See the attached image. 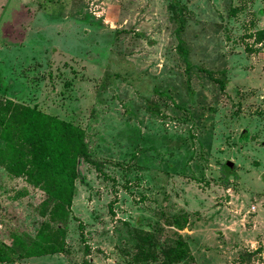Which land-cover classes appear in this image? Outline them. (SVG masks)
<instances>
[{"label": "rangeland", "instance_id": "rangeland-1", "mask_svg": "<svg viewBox=\"0 0 264 264\" xmlns=\"http://www.w3.org/2000/svg\"><path fill=\"white\" fill-rule=\"evenodd\" d=\"M3 7L0 99L79 125L89 156L65 211L0 138V242L58 247L0 264H162L178 241L172 264H264V0Z\"/></svg>", "mask_w": 264, "mask_h": 264}, {"label": "trees", "instance_id": "trees-1", "mask_svg": "<svg viewBox=\"0 0 264 264\" xmlns=\"http://www.w3.org/2000/svg\"><path fill=\"white\" fill-rule=\"evenodd\" d=\"M172 6L173 16L181 22L178 31H182L184 19L177 7L174 4ZM183 53L187 56L186 50ZM0 125V138L10 154V170L17 175L28 174L34 178V182L56 199L57 208L69 211L75 192V180L79 174V158L89 156L85 130L72 121L12 99H0ZM183 246L182 241H178L177 244L162 248V264L183 260ZM57 251L58 247L53 244L35 247L22 244L21 249L15 250L7 243L0 242V262L10 261L16 256L29 257Z\"/></svg>", "mask_w": 264, "mask_h": 264}, {"label": "crops", "instance_id": "crops-1", "mask_svg": "<svg viewBox=\"0 0 264 264\" xmlns=\"http://www.w3.org/2000/svg\"><path fill=\"white\" fill-rule=\"evenodd\" d=\"M6 0H0V10L3 11L4 10V3H5ZM1 17V16H0Z\"/></svg>", "mask_w": 264, "mask_h": 264}, {"label": "water", "instance_id": "water-1", "mask_svg": "<svg viewBox=\"0 0 264 264\" xmlns=\"http://www.w3.org/2000/svg\"><path fill=\"white\" fill-rule=\"evenodd\" d=\"M227 165L230 166V167H234V163L232 161H227Z\"/></svg>", "mask_w": 264, "mask_h": 264}]
</instances>
